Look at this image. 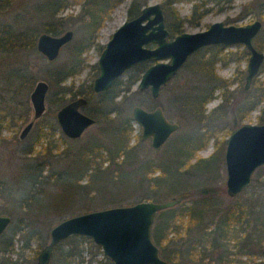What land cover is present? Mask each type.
Here are the masks:
<instances>
[{
	"label": "trees",
	"instance_id": "trees-1",
	"mask_svg": "<svg viewBox=\"0 0 264 264\" xmlns=\"http://www.w3.org/2000/svg\"><path fill=\"white\" fill-rule=\"evenodd\" d=\"M120 1L37 0L31 8L33 17H30L21 26L13 29L9 24L2 23L0 25V49L2 51L23 50L28 54H32L35 58L43 57L45 59L36 49V39L39 33L58 34L70 27L69 18L74 16L80 26L85 29L86 35L83 39L70 45V52L73 55L71 61L51 66L50 69L42 73V78L49 83V89H52L48 96L50 104L60 106L69 100L68 98H74L78 95L85 96L90 100L93 95L91 82L86 84L85 88L81 86L79 90H73V84H63L61 86L60 83L65 78L81 71L85 62L82 55L90 46L95 45L99 50H102L104 45L97 42L96 39L98 31L109 17L112 8ZM177 1L162 0L161 2L170 38L183 31L185 22L188 21L193 24L198 22V19L207 10L201 4H194L189 16H181L173 5ZM260 1L258 13L262 17L264 0ZM147 2L148 0H131L127 10V18L137 16ZM76 3L80 4L78 13L74 15L72 13L61 14V10ZM13 5V0H0V10L3 12L8 8H12ZM34 18L38 19L39 24L33 25L31 23ZM253 42L259 50L263 49L264 30L261 29L258 32ZM145 65L144 63L136 64L134 68L137 70L129 72L124 82L116 79L107 90L98 93V98L94 100L88 113L95 117V123H99L97 125L99 128L89 134L81 146L74 153L72 152L71 169L55 173L52 171L48 175H42L45 164L40 166L39 171L34 170V167H37L38 164L27 166L28 172H30L29 179L37 184L41 182L39 180L41 177H48L46 178V184L55 185L58 187V192H55V189H51V187H46L47 185H40L41 188L38 191L42 196H35L32 193L23 198L20 209L24 214L18 216L19 221H14L11 224L12 237L0 246V252H3V254L15 253L17 262L21 257H25L26 249L31 250L32 253L28 257L29 261L34 264L39 249L47 242L49 234L47 228L50 223L45 224L46 222L32 219L31 213L32 215L46 213L49 208L56 211L79 209L81 205L85 204L84 190L89 191L91 188L96 189V194L91 196L96 206L108 207L127 204L137 197L140 198L139 200L152 199L156 201H161L160 198L166 196H174L173 198H177L179 201L189 198V204L167 211L168 220L165 222L166 228H168L167 231L163 227L153 230V237L161 248H163L162 243L169 244L172 239L179 242L174 255H178L184 250L183 252L191 257L192 261L196 260L193 256L197 254L205 257L206 254L203 253L206 249L205 245L202 244L198 249L197 243L190 242L191 238L194 237V232L198 234L205 233L209 225L213 224V228L208 232L213 234L212 241L209 244L211 246L218 245L221 238L235 236L234 233L233 235L230 233L232 230L231 225L233 222H239L241 218L245 220L248 218L253 224L252 231L244 235L249 247L252 248L254 245L258 247L260 252H264V189L261 191V188H255V195L245 196L241 203L226 208L216 207L215 200L222 189L215 186L213 182L215 173L212 169L217 168L223 161L226 135L214 139V150L208 156H196L195 158L191 156V152L195 149L192 147L200 148L204 145V139L210 137L208 134L203 136L204 132L199 130L192 133H178L167 144L158 159L140 158L138 155L131 139L134 137L139 140V135L135 134L134 136L132 134L133 119L127 113L125 106L132 90L131 87L140 78ZM90 66L94 68V75H96L98 73L97 62ZM197 66V73L209 77L212 87L221 86L223 90L222 101L208 112H205L204 105L211 99L212 90L208 94H188L187 92L184 94V91H182V94L177 95L175 104L180 109L190 113L196 120L201 121L205 117L214 119L230 112L233 124L236 126L264 98V88L258 86L255 81L254 86L258 88L257 96L249 95L244 99H232L231 101L229 97H231L232 90L228 89L230 85L228 79L216 74L210 67V62L198 63ZM10 79L16 82L13 83L16 84V92L20 91L23 85L32 84L34 81V77L29 75V68L26 64L21 65L14 71L11 70ZM120 84H122V88H119ZM55 86L58 89L53 91ZM65 94H69V97L67 98ZM1 99L5 98L1 96ZM10 102V105H12L11 111L0 104V133L3 128L19 127L20 122L29 115L30 108L27 105L23 106L25 104L20 101H17V103ZM14 104H17L15 110L13 109ZM257 122H264V106L258 114ZM37 123H34L35 126ZM35 130H37V133L25 146L24 153L34 154L40 151H43V153L51 151L55 144L53 138L50 137V130L44 131L42 127L37 126ZM227 131L229 130L227 129ZM42 135L45 141L40 150H36L35 144ZM58 138L65 140L61 133H59ZM259 167L263 169V172L264 164ZM156 170L159 172L154 175L153 173ZM85 173L88 176L87 183L83 185L77 183L78 178ZM49 178H52V181ZM263 183L264 179L259 187ZM247 188L248 186L243 188L239 194ZM205 213L208 214V217L204 220ZM28 216H30V219ZM169 232L173 236L168 237ZM254 234L256 239L253 238ZM16 235L21 236L22 240L21 244L15 247L13 236ZM3 236L2 233L0 238ZM85 250L91 252L92 264L95 255L102 253L100 246L94 244L91 238L74 234L58 242L52 255L58 264H83L82 255ZM110 261L108 257L103 256L98 260V264H108ZM0 264H13V262L7 257L0 261ZM87 264H90V260L87 261Z\"/></svg>",
	"mask_w": 264,
	"mask_h": 264
},
{
	"label": "rangeland",
	"instance_id": "rangeland-1",
	"mask_svg": "<svg viewBox=\"0 0 264 264\" xmlns=\"http://www.w3.org/2000/svg\"><path fill=\"white\" fill-rule=\"evenodd\" d=\"M13 1L14 5L12 8H8V10L4 12L0 10V25L2 23L9 24L13 27V29H15L30 19V17H33V10L31 8L35 4L34 2L37 0ZM130 1L131 0H121L112 8L109 17L104 21L103 25L98 31L96 38L97 42L104 45L110 39L112 33L117 29V27L127 19V10L130 5ZM155 2H159L161 4L162 0H148L147 4ZM260 2V0H178L177 2L173 3V5L176 7L181 16H189L192 12L194 4H201L207 8L205 13H203V15L198 19V22L195 24L188 21L185 22L183 25V31L195 32L203 30L215 21H223L225 24L243 25L253 21L254 19H260L262 21V30H264V13L262 17L259 16L258 13V4ZM79 10L80 4H71L61 10V14L67 15L72 13L74 15L78 13ZM69 20L70 22L68 23L70 27L68 28L74 31L73 39L63 46L59 56L54 60H48L46 57L45 59L43 57L35 58L32 54H28L23 50L2 51L0 49V104L9 111L12 109L10 101H14L15 103L20 101L25 104L23 106L27 105L30 108L29 115L25 120L20 122L19 127L14 126L13 128H3L0 133V214L9 215L12 218L10 224L3 232L4 236L0 238V246H2L8 238L12 237L10 229L11 224H13L14 221H19L18 216L24 214V212H22L20 209L23 198L28 197V195H31L32 193L33 195L35 194V196H42V194L38 191L39 188H41L40 185H47L46 187H51V189H55V192H58V187L52 184H46V178L48 177H41V179H39L41 182H38L37 184H35L33 180L29 179L30 172H28L27 166L30 164H38L37 167H34V170L39 171L40 166L45 164L44 169L42 170V175H48L49 173H52V171L55 173L71 169L72 152L74 153L75 150L81 146V144L88 138L89 134L99 128L97 126L99 123H95L89 126L81 134V136L77 138L67 137L61 131L56 119L55 111L59 108V105L56 106L55 104L49 103L48 96L50 94V90L52 89H48L45 100V112L40 118L35 120L34 123L38 122L36 126L42 127L44 131L50 130V137L53 138L55 147L46 153H43V151L34 154L24 153L25 146L35 137V134L37 133V130H35V124H33L31 130L25 138H19L22 128L32 117L29 95L36 81L43 79L42 73L50 69L51 66H56L58 64L71 61L73 55L70 52V45L77 40L79 41L83 39L86 35L85 29L80 26V23L74 16H71ZM38 22L39 21L36 18L31 20L33 25L39 24ZM148 46L152 47L154 46V43H150ZM262 50L264 51V47ZM101 51L102 50H99L95 45L90 46L82 55L85 62L81 71L67 77L64 82L60 83L61 86H63V84H73V90H79L81 89V86L85 88V85L96 76L94 75V68L90 65L98 60ZM248 55L249 53L247 48L241 43L208 45L190 55L178 72L164 86H162L160 93L156 98L151 97L149 91L147 90L143 91L136 89V83L132 85V90L130 92L127 105L125 106L127 113L131 117L132 107L135 104H139L147 109H151L155 105H158L163 109L168 119L179 124L177 130L172 132L168 139L161 146L155 148L151 145L150 139L142 140L140 138L141 126L133 120L132 134L134 136L135 134H138L140 141L132 137L131 143H134L135 149L137 150L140 158L151 157L158 159L167 144L178 133H192L198 130L204 132L203 136L208 134L210 137H204L206 140L204 139V145H202L200 148L192 147L195 148L191 152L192 158H195L196 156H208L211 154L214 150V139L216 137L221 138L224 135H226V138L230 130L235 127L231 113L228 112V114L216 117L214 119L205 117L203 120L199 121L196 120L195 117H192L190 113L180 109L178 105L175 104V98L180 93L182 94V91H184V94L187 92L188 94L196 93L201 95L208 94V92L212 90L211 99L204 105L205 112H208L210 109L216 107L222 101L223 88L221 86L212 87V82L209 77L197 73V65L198 63L202 62H210V67L216 74L228 79L230 83L228 89L232 90L231 97H229L231 101L232 99H244L249 95L257 96L256 94L258 88L254 86V82L256 81L258 86L264 88V61L258 71V74L252 79L249 88L245 89L244 83ZM24 64H26L29 68V75L34 77V81L32 84L29 83L27 85H23L20 91L16 92V84H13L16 82L10 79L11 70L14 71L16 68ZM134 66L135 65L125 70V72L117 79L124 82L129 72L137 70L134 68ZM119 88H122V84L119 85ZM57 89L58 88L56 86L53 87V91ZM1 96H3L5 99H1ZM66 97L68 98L69 94H67ZM97 98L98 93H94L87 105L82 107V111L88 113L90 106ZM16 105L14 104L13 106L14 110ZM263 106L264 98L256 108L250 110L241 123L257 122L258 114L260 113V110ZM227 129L229 131H227ZM59 133L63 135L65 140H60L58 138ZM44 141L45 138L42 135L41 138H39V141L35 144V149L40 150ZM262 170V168L258 167L253 172L252 179L247 190L241 194L238 193V196H230L226 192V169L223 153V161L217 166V168L212 169V171L215 173L213 182L215 186H219L222 189L219 191L216 200L214 199L216 201V207L226 208L231 205L241 203L245 196L255 195V188H261L262 191V189H264V183L261 187H259V184L264 179V171L262 172ZM158 172L159 171L156 170L153 174H158ZM85 174L78 178L77 183L81 185L87 183L88 176L87 173ZM49 180L52 181V178H49ZM99 181H101V179H99ZM84 191L85 204L81 205L79 209L56 211L49 208L50 211L48 210L46 213H40L37 215H32L31 213V218L36 221L46 222L45 224L50 223L47 228L49 233L50 228L56 222L65 217L82 213L84 211L107 207L96 206V203H94L92 200L91 196L96 194L95 188H91L89 191ZM173 197H161L160 200H169ZM193 197L195 198V196ZM139 199L140 198L137 197L134 199V201L128 202L127 204L134 203ZM189 203V198L180 201L177 200L174 205L164 208L162 211H160V213L158 212L154 219L151 229V237L154 243L159 247L160 255L165 260H167L170 264H264V252H260L258 247L254 245L252 248H250L247 239L244 237L245 234L252 231L253 227L252 222H250L251 220H248V218H246V220L241 218L239 222H233L230 233H232V235L234 233L235 236H228L223 239L221 238L218 245L211 246L209 244L212 241L213 234L208 232H210L209 230L213 228V224L209 225L205 233L201 232L198 234L197 232H194V237L191 238L190 242L197 243L198 249H200V246L204 244L206 247V249H204L205 251H203V253L205 252L206 254L205 257L197 254L193 256L196 258V260L192 261L190 259L191 257L187 256V254L183 252L184 250L178 255H174L175 248L179 243L176 242L177 240L175 239H172L169 244L162 243L163 248H161L160 244L157 243L153 237V230H156L160 227L165 229L167 227L165 225L166 220H168L167 211L175 208L177 209V207H181ZM207 217L208 214L205 213L204 220L207 219ZM28 218L30 219V216H28ZM167 230L168 228L165 229V231ZM168 234V237L173 236L171 232ZM253 238L256 239L255 234ZM13 240L16 247L21 244L22 238L21 236L16 235L13 236ZM48 240L49 234L47 241ZM198 249H196V251H198ZM31 253V250L26 249L25 257H21L16 262L15 253L3 254V252H0V261L9 257L13 264H33L31 261H29L28 257ZM103 256H105L103 252L96 254L93 258V264H98V260ZM82 259L83 264H87L88 260H90V264H92L91 252L89 250H85L83 252ZM36 261L37 259L35 260L34 264H36ZM56 262L57 261L52 255L49 264H56ZM108 264L114 263L110 261Z\"/></svg>",
	"mask_w": 264,
	"mask_h": 264
},
{
	"label": "water",
	"instance_id": "water-1",
	"mask_svg": "<svg viewBox=\"0 0 264 264\" xmlns=\"http://www.w3.org/2000/svg\"><path fill=\"white\" fill-rule=\"evenodd\" d=\"M261 29L260 19L243 25L215 21L206 29L182 31L169 38L161 4L148 3L137 16L123 21L105 43L97 60L98 74L92 81V89L94 92L107 90L131 66L153 60L141 73L136 89L148 88L151 96L156 98L162 86L193 52L211 44L235 43L243 44L249 53L244 83V88L248 89L264 61V51L253 42ZM72 36L71 29L61 34L41 32L37 36L36 49L48 60H54ZM150 43L154 46H148ZM48 89L49 83L44 79L33 86L29 95L32 117L22 128L20 139L27 136L35 120L45 112ZM86 102L87 98L78 96L56 110L57 122L67 137L81 136L95 122L94 117L80 110ZM131 115L141 126L140 138L150 139L155 148L179 127L177 122L167 118L160 106L146 109L135 104ZM224 164L226 192L235 196L250 184L253 172L264 164V122H243L230 130L225 138ZM177 200L141 199L65 217L50 228L49 240L38 252L36 264H49L55 245L74 234L91 238L114 264H170L160 255L159 247L152 240L151 229L157 213ZM11 219L9 215L0 214V235Z\"/></svg>",
	"mask_w": 264,
	"mask_h": 264
},
{
	"label": "flooded vegetation",
	"instance_id": "flooded-vegetation-1",
	"mask_svg": "<svg viewBox=\"0 0 264 264\" xmlns=\"http://www.w3.org/2000/svg\"><path fill=\"white\" fill-rule=\"evenodd\" d=\"M127 19H129V18H127ZM68 29H70V28H66V29H64L62 32H60V33H58V34H61V33H63L65 30H68ZM72 30V29H71ZM73 31V30H72ZM73 36H74V31H73ZM73 36H72V38H71V40L73 39ZM170 38V37H169ZM37 40V39H36ZM105 45V44H104ZM211 45H216V44H211ZM218 45V44H217ZM65 46V45H64ZM208 46V45H207ZM205 47V46H204ZM104 48V47H103ZM102 48V49H103ZM203 48V47H202ZM199 49H201V48H199ZM198 49V50H199ZM197 51V50H196ZM194 53V52H193ZM192 53V54H193ZM60 54V53H59ZM41 55H43V54H41ZM44 56V55H43ZM59 56V55H58ZM45 57V56H44ZM97 62V61H96ZM154 61L153 60H149V61H145V62H141V63H144V64H146L145 65V68L148 66V65H150L151 63H153ZM139 64V63H138ZM98 65V64H97ZM136 65V64H135ZM145 68H144V70H145ZM143 70V71H144ZM142 71V72H143ZM98 74V73H97ZM96 74V75H97ZM66 79V78H65ZM94 79V78H93ZM93 79L90 81L91 82V91L93 92V94L94 93H100V92H102V91H100V92H94L93 91V89H92V81H93ZM64 82V81H63ZM143 90H147V91H149V89L148 88H145V89H143ZM105 91V90H104ZM150 93V92H149ZM151 95V94H150ZM78 96H82V95H78ZM78 96H76V97H78ZM76 97H74V98H76ZM85 97V96H84ZM152 97V96H151ZM74 98H70L69 100H67L66 102H68V101H70L71 99H74ZM86 98V97H85ZM92 98V97H91ZM66 102H64L63 104H65ZM89 102V100L87 99V102H86V104H84V105H82L81 107H80V110L82 111V107H85L86 105H87V103ZM63 104H61L60 106H62ZM59 106V107H60ZM156 106H158V105H155L154 107H156ZM153 107V108H154ZM90 108H92V105L90 106ZM153 108H151V109H153ZM147 109V108H146ZM84 112V111H83ZM86 114H88V115H90L91 117H94V116H92V114L91 113H86ZM94 119H95V117H94ZM95 122H96V119H95ZM95 122L93 123V124H95ZM93 124H91V125H93ZM90 125V126H91Z\"/></svg>",
	"mask_w": 264,
	"mask_h": 264
}]
</instances>
